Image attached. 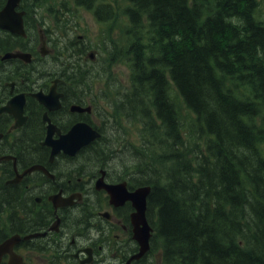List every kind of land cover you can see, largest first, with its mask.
I'll list each match as a JSON object with an SVG mask.
<instances>
[{
  "label": "trees",
  "instance_id": "16d2710c",
  "mask_svg": "<svg viewBox=\"0 0 264 264\" xmlns=\"http://www.w3.org/2000/svg\"><path fill=\"white\" fill-rule=\"evenodd\" d=\"M47 0H23L43 5ZM98 21L111 4L74 0ZM163 264H264V21L258 0H127ZM75 70V69H73ZM171 82L195 124L183 135ZM140 159L144 165L147 149ZM0 187V198L17 200ZM29 222V223H27ZM30 228L35 221L27 218Z\"/></svg>",
  "mask_w": 264,
  "mask_h": 264
},
{
  "label": "flooded vegetation",
  "instance_id": "af4514ba",
  "mask_svg": "<svg viewBox=\"0 0 264 264\" xmlns=\"http://www.w3.org/2000/svg\"><path fill=\"white\" fill-rule=\"evenodd\" d=\"M6 2L0 0V11ZM39 17L24 16L25 36L0 28V183L14 188L18 196L16 201L0 198V218L17 223L23 233L19 211L24 199L35 211V239H25L14 252L21 256L35 252V260L24 259L23 264H153L157 256L152 250L137 257L133 203L113 202L104 187L125 183L133 192L140 186L132 184L135 171L126 165L112 170L128 153L127 144L119 147L121 130L115 116L104 114L99 96L88 101L82 72L72 71L79 64L70 62L75 50L69 45H78L77 37L70 32L73 40L67 39L50 24L41 27ZM59 38L64 50H58ZM119 114L128 120L124 111ZM80 123L98 131L100 139L75 155L60 151L51 160L52 147L43 144L49 124L55 126L53 139H59ZM36 166L48 174L43 169L28 172ZM139 177L137 181H143ZM26 217L31 220L33 215ZM29 235L33 234L24 236Z\"/></svg>",
  "mask_w": 264,
  "mask_h": 264
},
{
  "label": "rangeland",
  "instance_id": "374dc122",
  "mask_svg": "<svg viewBox=\"0 0 264 264\" xmlns=\"http://www.w3.org/2000/svg\"><path fill=\"white\" fill-rule=\"evenodd\" d=\"M98 3L111 4L115 9V16L109 22L100 23L93 12L82 7H77L74 0H48L44 8L48 11L44 16L39 17L41 27L46 19L51 26H58L63 37L69 39L72 35L81 38V44L86 47L83 52L84 61L88 62L85 68H90L89 73L94 76V85L90 90L86 89L90 99H97V96L104 99V114L115 116L113 121L121 130L118 134L119 147L128 145L127 156L117 159L112 170L116 171L118 165L135 164L134 153L143 142V118L141 115L134 117L135 120H125L118 112V99L123 93L132 89V68L131 55L127 52V47L132 42L129 36L124 34L128 24L123 9L128 6L126 0H97ZM260 4L259 17L264 21V0H258ZM44 35L47 36L46 33ZM81 35V37L79 36ZM60 39L59 41H61ZM56 48L54 47V50ZM71 50H78L72 47ZM92 53L93 58L88 54ZM56 54V53H55ZM54 54V55H55ZM172 96L178 107L179 121L182 125V132L185 137L195 124V116L184 105L182 97L173 89ZM100 104V105H101ZM106 110V111H105ZM115 110V111H112ZM107 112V113H106ZM112 152L117 153L114 148ZM114 160V159H113ZM149 161V159H148ZM112 163V162H111ZM142 180L150 178L148 171L144 172ZM27 260H35V252H24ZM41 261V260H40ZM153 264H162L154 260Z\"/></svg>",
  "mask_w": 264,
  "mask_h": 264
},
{
  "label": "water",
  "instance_id": "95a60500",
  "mask_svg": "<svg viewBox=\"0 0 264 264\" xmlns=\"http://www.w3.org/2000/svg\"><path fill=\"white\" fill-rule=\"evenodd\" d=\"M19 0H8L6 7L0 12V27L16 34H23L22 22L19 16L13 18L15 14V7L18 5ZM42 101V100H41ZM90 127L84 124L77 125L66 136H63L59 141L53 142L48 138L46 144L53 147V155L57 154L60 150H64L68 154H74L80 147L89 144L91 141L98 138ZM109 193L115 199H120V202L131 200L138 210L137 217L140 218V223L144 225V229L139 237V241L142 245L143 252L149 249V239L153 229L145 220V211L147 198L151 192L149 187L138 189L133 193H128L125 189L120 187V196L116 197L115 193L117 187H106ZM115 188V189H114ZM16 243L15 239L0 245V259L5 253H11V247ZM20 261L14 257L11 264H20Z\"/></svg>",
  "mask_w": 264,
  "mask_h": 264
},
{
  "label": "bare ground",
  "instance_id": "6f19581e",
  "mask_svg": "<svg viewBox=\"0 0 264 264\" xmlns=\"http://www.w3.org/2000/svg\"><path fill=\"white\" fill-rule=\"evenodd\" d=\"M95 231V230H94ZM94 234V233H93ZM100 234V233H99ZM96 236V235H95ZM108 250V249H107ZM106 252V251H105Z\"/></svg>",
  "mask_w": 264,
  "mask_h": 264
}]
</instances>
